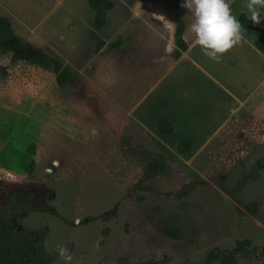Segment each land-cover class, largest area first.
I'll use <instances>...</instances> for the list:
<instances>
[{
	"label": "rangeland",
	"instance_id": "rangeland-1",
	"mask_svg": "<svg viewBox=\"0 0 264 264\" xmlns=\"http://www.w3.org/2000/svg\"><path fill=\"white\" fill-rule=\"evenodd\" d=\"M71 69L76 79L65 89L53 75L36 94L0 88V199L8 205L31 196L18 230H45L51 264H65L56 245L68 247L71 264H208L215 247L242 239L264 246V181L250 179L259 158L249 137L257 115L239 113L217 144L215 138L198 155L182 154L171 139L130 123ZM151 158L168 167L147 181L153 190L137 191ZM252 202L259 203L256 214L245 209ZM48 203L53 211H41ZM163 224L181 238L165 236ZM240 264L264 260L245 256Z\"/></svg>",
	"mask_w": 264,
	"mask_h": 264
},
{
	"label": "crops",
	"instance_id": "crops-1",
	"mask_svg": "<svg viewBox=\"0 0 264 264\" xmlns=\"http://www.w3.org/2000/svg\"><path fill=\"white\" fill-rule=\"evenodd\" d=\"M111 1L114 7L101 30L95 28L96 11L89 0H0V16L17 36L80 71L146 135L158 133L177 148L182 141L191 142L188 153L203 152L235 115L258 117L262 112L264 54L255 43L264 40V15L260 24L245 30L246 43L216 62L192 47L194 18L182 7L184 0ZM246 2H232L238 20L248 17L242 7ZM180 23L188 50L176 60L172 53ZM116 39L123 40L118 49L100 52L84 64L100 42ZM163 120L173 126L172 135L158 131Z\"/></svg>",
	"mask_w": 264,
	"mask_h": 264
},
{
	"label": "trees",
	"instance_id": "trees-1",
	"mask_svg": "<svg viewBox=\"0 0 264 264\" xmlns=\"http://www.w3.org/2000/svg\"><path fill=\"white\" fill-rule=\"evenodd\" d=\"M89 4L96 11L95 28L101 30L107 23V13L113 9L114 3L111 0H89ZM239 21L244 30L249 31L254 27L253 22L244 15L240 17ZM184 29L183 23L177 27L176 49L172 53V57L176 60L188 50L183 39ZM122 42V39L110 44L100 42L86 57L84 64L89 63L100 52L118 49ZM255 47L264 54V40L257 41ZM8 58L9 60L5 64L0 65V88L17 90L21 95L23 93H39L52 75L55 79V85L59 89L67 88L76 79L75 72L62 59L53 52L39 48L17 36L11 26L8 25L6 18L0 16V62ZM237 117L238 114L231 119L230 124L234 122L233 120L237 121ZM252 123L257 124L258 127L256 129L251 128L252 134H249V137L258 146L255 155L259 158L255 159V169L250 179L264 181V108L258 117L250 122V126L253 125ZM158 131L162 135L169 136L174 132V128L169 122L163 120L158 123ZM220 137L221 135L216 138V144ZM191 150V142L187 140L180 142V152L188 153ZM33 165L34 162H32ZM167 167L168 163L161 158L149 159L143 178L135 185V189L142 192L153 190L147 185V181L157 178L165 172ZM187 192L185 190L184 194ZM52 194L53 192L49 195L50 202L52 201ZM31 199V196H27L18 201L14 200L8 205H4L0 199V264L52 263V256L43 247L44 229L37 231L18 230L19 222L25 219L31 210ZM245 209L256 214L259 212L260 206L259 203L252 202L246 205ZM41 211L49 213L53 211V208L48 203L41 208ZM109 215L110 213H106L101 219H105ZM161 232L170 239L179 240L181 238L179 230L171 224L161 225ZM245 256L255 260H264V246H255L250 239L238 240L231 247L211 249L206 254V261L208 264H240V259ZM123 264L172 263L168 259H150L138 263L125 262Z\"/></svg>",
	"mask_w": 264,
	"mask_h": 264
},
{
	"label": "clouds",
	"instance_id": "clouds-1",
	"mask_svg": "<svg viewBox=\"0 0 264 264\" xmlns=\"http://www.w3.org/2000/svg\"><path fill=\"white\" fill-rule=\"evenodd\" d=\"M233 0H184L182 7L193 16L189 26L192 47H199L202 54L220 62L234 47L246 43L245 30L232 11ZM254 24L261 23L264 0H247L242 6ZM171 25L172 23L169 22ZM95 134V132H93ZM59 259L71 264L73 255L66 245H56Z\"/></svg>",
	"mask_w": 264,
	"mask_h": 264
},
{
	"label": "water",
	"instance_id": "water-1",
	"mask_svg": "<svg viewBox=\"0 0 264 264\" xmlns=\"http://www.w3.org/2000/svg\"><path fill=\"white\" fill-rule=\"evenodd\" d=\"M6 21H7L8 25H9V26H11V24H10L9 20H8V19H6Z\"/></svg>",
	"mask_w": 264,
	"mask_h": 264
}]
</instances>
